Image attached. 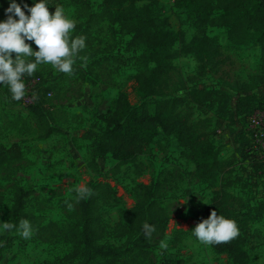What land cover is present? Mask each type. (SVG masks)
<instances>
[{
    "label": "rangeland",
    "instance_id": "374dc122",
    "mask_svg": "<svg viewBox=\"0 0 264 264\" xmlns=\"http://www.w3.org/2000/svg\"><path fill=\"white\" fill-rule=\"evenodd\" d=\"M55 2L75 20L71 35L86 37V47L75 58L71 74L42 64L31 75L42 89L53 91L52 97L45 96L43 116L13 99L7 84L0 82V145L16 143L22 150L19 159L0 166V224H14L10 212L23 187L29 192L26 211L33 229L25 239L15 229L0 228V264H76L70 230L89 200L100 240L116 244L132 234L126 209L151 202L164 208L163 237L124 264H233L227 254L192 235L221 189L229 192L239 220L247 225L251 264H264V47L256 40L232 41L225 26H208L205 33L217 39L220 53L201 59L189 45L203 32L187 8L177 0L137 2L156 28L174 38L166 97H185L179 110L215 139L223 165L212 183L198 176L189 150L177 137L161 128L132 162L120 163L110 153L97 155L89 132L104 127L102 116L121 92L128 93L133 104L142 103L135 75L155 64L145 58V47L133 33L104 14L103 0ZM9 3L0 0V20L7 18ZM54 10L55 4L49 5V11ZM222 12L218 8L213 16ZM193 88L216 89L224 98L195 106L187 103ZM160 98H148L152 112ZM49 128L55 131L47 136ZM81 187L86 189L82 197L76 191Z\"/></svg>",
    "mask_w": 264,
    "mask_h": 264
},
{
    "label": "trees",
    "instance_id": "16d2710c",
    "mask_svg": "<svg viewBox=\"0 0 264 264\" xmlns=\"http://www.w3.org/2000/svg\"><path fill=\"white\" fill-rule=\"evenodd\" d=\"M142 1L150 0H103V4L104 14L133 33L145 47V58L155 64L149 71L135 75L137 90L143 101L135 105L128 93L121 92L114 107L102 116L104 127L100 132H89L87 137L94 139L99 157L110 153L120 163H128L144 153L146 146L154 140L161 128L165 133L175 135L180 144L189 150V157L196 165L198 176L215 183L223 165L215 139L204 130L203 125L179 110L186 101L185 97H166L170 88V49L174 38L168 32L156 28L145 13L138 9L137 2ZM177 5L187 8L193 14L194 24L203 32L194 36L189 45V49L201 59L205 54L208 60L220 53L217 39L205 33L208 26H225L232 41L244 44L256 40L264 47L263 0H177ZM218 8L223 12L214 17ZM50 89L41 87L44 102ZM154 96L163 98L156 100L155 111L152 112L148 98ZM223 98L216 89L193 88L188 93L187 103L200 107ZM29 109L33 114L43 116L40 105H30ZM54 131V128H49L46 135ZM21 151L16 143L9 148L1 144L0 166L19 159ZM28 195V190L18 188L10 212L14 224L28 218ZM230 197L226 190H219L206 206V215L208 217L215 209L218 215L231 217L237 222L239 234L227 242L212 246L216 252L227 254L233 264H251L247 225L239 220ZM89 203L90 200L85 202L81 217L70 230L74 255L78 257L76 264H124L131 257L145 253L152 241L160 240L165 233L167 218L164 208H157L152 202L139 203L124 211L127 229L132 233L125 242L116 244L101 241L97 218ZM145 222L155 228L150 238H146L143 232Z\"/></svg>",
    "mask_w": 264,
    "mask_h": 264
},
{
    "label": "clouds",
    "instance_id": "9594fccd",
    "mask_svg": "<svg viewBox=\"0 0 264 264\" xmlns=\"http://www.w3.org/2000/svg\"><path fill=\"white\" fill-rule=\"evenodd\" d=\"M51 4H55L54 12L49 11ZM5 12L7 18L0 20V82L7 84L13 99L20 100L25 96V76L33 75L42 64L50 65L60 73L73 72L75 58L86 47V37L71 35L76 22L62 5L55 0H34L32 4L26 0L23 4L19 0H10ZM30 42L37 48L34 49ZM13 53H16L15 57ZM76 191L82 197L86 189L81 187ZM0 228L15 229L25 239L31 237L33 230L27 219H21L18 224L5 222ZM142 228L146 238L155 231L147 222ZM238 234L237 222L226 215H218L215 209L192 229V235L206 245L227 242Z\"/></svg>",
    "mask_w": 264,
    "mask_h": 264
},
{
    "label": "built area",
    "instance_id": "2783aa9c",
    "mask_svg": "<svg viewBox=\"0 0 264 264\" xmlns=\"http://www.w3.org/2000/svg\"><path fill=\"white\" fill-rule=\"evenodd\" d=\"M264 1V0H263ZM25 84H26V92L25 96L21 98L20 100L24 102V104L30 106V105H40L42 108H44V101L41 96V84L40 81L31 76H25ZM53 91H49L46 94V98L52 97Z\"/></svg>",
    "mask_w": 264,
    "mask_h": 264
}]
</instances>
